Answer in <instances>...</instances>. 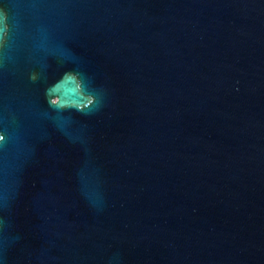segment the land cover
Wrapping results in <instances>:
<instances>
[{
    "label": "water",
    "instance_id": "1",
    "mask_svg": "<svg viewBox=\"0 0 264 264\" xmlns=\"http://www.w3.org/2000/svg\"><path fill=\"white\" fill-rule=\"evenodd\" d=\"M0 264H264V0H0Z\"/></svg>",
    "mask_w": 264,
    "mask_h": 264
},
{
    "label": "clouds",
    "instance_id": "2",
    "mask_svg": "<svg viewBox=\"0 0 264 264\" xmlns=\"http://www.w3.org/2000/svg\"><path fill=\"white\" fill-rule=\"evenodd\" d=\"M0 139H2V137H0Z\"/></svg>",
    "mask_w": 264,
    "mask_h": 264
}]
</instances>
